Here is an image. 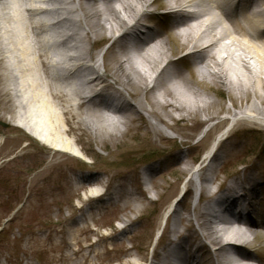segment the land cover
<instances>
[{
	"label": "rangeland",
	"instance_id": "1",
	"mask_svg": "<svg viewBox=\"0 0 264 264\" xmlns=\"http://www.w3.org/2000/svg\"><path fill=\"white\" fill-rule=\"evenodd\" d=\"M17 1L20 10L31 8L27 0ZM12 2L15 3L12 0H0V264H81L82 259L74 257L73 252L81 248L83 243L72 246L73 252L70 247L68 249V244L74 243L75 230L82 227L81 219L84 217V226L94 230V234L110 235V239L112 238V241H107L108 238L86 232L79 236L80 241H85V248L88 244L97 242L100 250L99 257L87 258L88 264L90 261L97 264H148L151 254L154 258L159 256L166 246L170 247L171 241H175L174 235L169 233L174 228V218L171 217L167 224L163 218L168 215L167 210L184 186L188 194L175 209L184 217L191 218L189 215L199 205L198 193L207 195L203 186H209V197L226 185L228 180L243 181L248 178L256 186L254 203L261 217L264 212V112L259 117L263 118L262 121L250 120L251 123L247 126L237 125L236 121L242 115L237 114L239 111L234 107L240 104L232 102L220 87L205 85L199 90L195 80H191L195 76L187 58H182L176 66L182 72L185 86L199 90L203 99L218 103L215 109L219 112L210 121L199 115L190 121L176 122L178 114H174L176 124L169 120L167 127L138 106L139 99L141 100L139 96L133 97L131 92L123 90L107 77L105 84L109 88L99 97L103 101L98 104L94 101L92 109L95 117L102 123L105 118L103 116L116 120L121 118L119 114L107 113L106 102L112 105V109H120L121 104L129 103L137 113L133 114L132 120L126 122L124 128L118 129L116 125H110V130L103 133L105 137H100L99 140L81 125L72 123L73 129L68 131V126L63 123L60 135L64 142H68L70 150L56 148V152L51 149L52 146H46L19 127L11 118L13 112L32 119L38 112L41 101L48 99L46 95L37 97V101L34 98L39 88L34 87L36 84L33 72H36L38 80L44 86H51L45 70L35 61V55L40 51L39 41L47 42V55L50 54L51 62L57 61L60 53L70 52H66L58 44L66 34L56 10L59 6L39 2L32 7L37 10L35 15L21 10L18 16V9ZM99 6L101 7L100 4L95 5L97 8ZM64 7L65 15L71 18L72 25L75 24L73 28L78 36H85L87 31H83L78 22L81 16L79 6L71 3ZM163 7L164 0L152 4L150 11L155 16L147 23L150 30L167 31L169 21L165 17L160 18V14L155 12ZM112 34L101 37L87 34L85 44L78 50L82 63L94 66L100 75H105L113 65L117 47L110 46ZM22 35L26 36L30 50L33 49L28 57L34 61V66L26 64L22 58L18 45L21 41L16 40ZM53 41L58 45H54ZM168 42L170 52L167 55L170 58L181 57L187 51V47L175 38L170 37ZM207 43L208 39L204 38L200 44ZM218 49L221 51L217 60L221 65L229 67L230 64H235L227 58L231 49L228 40L221 42ZM130 54L134 60H138L137 55ZM87 55L93 57L92 62H87ZM164 58L166 57H160L149 72L148 87L154 85L150 81V75ZM73 64L74 62L62 60L57 66L68 67ZM255 89L258 90L259 97L264 98V85ZM160 94V90L154 93L158 98ZM182 98L192 101L187 94ZM160 101L165 102L164 98H160ZM259 101L252 92L249 105ZM262 102L264 111V100ZM144 103L146 105L145 101L143 105ZM54 105L58 112L64 111L62 102L55 101ZM227 109H230L229 113L226 112ZM80 111L81 109L78 110ZM72 112L75 113L74 110ZM226 127L230 137L224 144L218 161L216 180L211 182L212 172H199L200 165L212 142ZM178 158L183 162L178 161ZM150 168H153L152 172H148ZM201 174L206 181H198ZM85 178L99 182L93 185L81 184V180ZM88 189L101 190L103 195L95 198L96 200L87 199ZM118 191L119 194L115 195ZM122 193H130L138 199L135 203L137 210L125 208L119 201L115 202L114 199L123 198ZM124 218H127L129 225L130 232H125V236L129 237L128 242L127 238H121L118 231ZM256 218L255 221H258ZM186 222L178 224L180 232L186 229ZM254 237H245L256 250L254 253L248 250V253L264 263L262 242ZM111 243L113 245H109ZM121 244L123 247H120ZM199 244H203L200 238L198 241L190 240L183 246L195 250ZM125 250H129L133 256L125 257Z\"/></svg>",
	"mask_w": 264,
	"mask_h": 264
},
{
	"label": "bare ground",
	"instance_id": "2",
	"mask_svg": "<svg viewBox=\"0 0 264 264\" xmlns=\"http://www.w3.org/2000/svg\"><path fill=\"white\" fill-rule=\"evenodd\" d=\"M12 1H15L12 4L18 9V16L21 14V10L35 15L37 10L32 7L33 4L39 2L59 6L56 10L60 14L61 27L66 31V34L63 35L64 39L59 41L58 44L70 54L60 53L58 60L51 62L49 60L50 54L47 55V42L41 40V42L39 41L40 51L35 55V61L39 67L45 70L51 86H44L38 80L36 72H33L36 86L33 85L36 89L39 88L34 98L37 101V97L46 95L48 99L41 101L38 112L32 116L34 117L32 119L27 115L16 112H13L11 117L19 127L26 130L35 139L45 143L48 147L52 146L53 151L57 152L58 149L56 148L70 150L68 142H64L60 135V128L63 123L68 126V131H72V123L81 125L95 139L101 140L100 137H105L103 133L110 130V125L113 127L116 125L118 129H121L125 127L127 121L132 120V116L137 113V110L127 102L121 104L120 109H112V105L105 103L107 113L119 114L121 116L119 120L103 116L105 118L100 123L98 118L95 117V111L92 109L94 101L95 104L103 101L99 97L106 88H109V85L105 84V78L107 77L112 79L116 85L121 86L123 90L131 92L133 97L137 98L139 96L141 100L139 99L138 106L158 123L167 127L169 126V120L175 122L174 114H178L176 122L190 121L199 115H203L207 121H210L219 112L215 109V105H218V103L210 99H203L200 95L199 90H202L205 85L222 88L232 102L236 101L240 104L238 107L233 106L239 111L237 114L242 115L236 121L237 125L247 126L251 123L250 120H263L259 117L263 116L264 111L261 105L264 98L259 97L258 90L255 87L264 85V3H261L264 0H164V7L169 11L162 12L160 18L165 17L169 21L167 31H151L149 37L145 40L140 39L141 32L139 29L131 31V36L128 35L130 32H126L125 37L114 41L111 45V48L116 46L117 50L114 51L113 65L105 75H100L94 66H85L81 61L82 57L78 50L81 49L82 44H85L86 35L92 33L101 37L115 31V33L119 32L124 27L119 26L124 24V21L137 9V13L143 11L139 16L141 21L151 19L155 14L145 11L152 7L149 0H27L31 5V8H28L29 10H26L27 8L25 10L21 8L20 10L18 1ZM197 2L200 6L199 12H186L183 9V5L189 6ZM71 3L79 6L81 16L78 22L81 23L82 30L87 31V34L83 37L78 36L73 28L75 24L72 25L71 18L65 15L66 8L64 6ZM98 3L101 4L100 8L95 7ZM174 9L177 10L173 11ZM138 24L140 23L138 22ZM115 33L110 36H114ZM164 37L165 39H163ZM170 37L177 39L190 50L185 58H187V63L191 66L195 76L191 80H195L198 91L185 86L186 81L182 77V72L176 67L181 59H177L178 61L172 60L169 64L174 69H166L165 74L155 81L154 86L148 87L147 76L159 58L166 57L163 61L170 59V56L167 55L170 52V48H168ZM204 38L208 39L205 46L200 44ZM16 40L21 41L18 45L26 64L34 66V61L28 57L33 49L30 50L26 36L22 35L21 38H16ZM224 40H228L231 46L227 58L235 63L230 64L229 67L221 65L217 60V56L221 51L217 48ZM58 44L57 42L54 43V45ZM130 53L137 55L138 60H134ZM87 59L89 63L93 61L91 55H87ZM62 60L64 62H74V64L68 67H58L57 65ZM99 61L100 59L97 60V62ZM30 69L33 68L30 67ZM72 80L76 83H73ZM156 90L161 91L160 98H164V103L154 95ZM252 92H254V97L260 101L249 105V97ZM186 94L189 95V98H192V101L191 99L182 98ZM119 96L122 95L119 93ZM96 100L98 101L96 102ZM115 100L118 101L117 98ZM55 101L63 103V112L55 110ZM143 101L146 102V105L145 103L143 105ZM79 109H81L80 112H78ZM73 110L75 113L72 112ZM226 112L229 113L230 109H227ZM227 128L226 130H228ZM119 133L121 135V131ZM229 137L230 133L227 132V136L217 143L215 162L212 167L204 166L206 160H203L200 165L199 172H212L211 182L216 180L219 169L218 161L221 158L224 144ZM178 161L183 162L181 158H178ZM152 171L153 168H150L148 172ZM202 179L206 181L204 175L201 174L198 181ZM98 182L99 180L87 178L81 180V184L87 185L97 184ZM232 184L224 195L218 197L217 201L210 205L211 207L208 203L202 202L209 198V186H203V191L207 195H200L199 205L193 209V214L189 215L191 218L184 217L176 210L170 216H164L163 220L166 219V224L171 217L175 220L173 223L174 228L169 232L174 235L175 241L169 243L174 244V249L175 247L180 248V252H177L173 264H264L258 262L251 254L243 252L244 249L251 252L256 251L254 245L246 240V235L255 236V240L258 238L262 242L261 249L264 250V223L261 221L255 222L250 217L254 204V184L248 178ZM116 194L118 195L119 191L115 192ZM102 195L101 190L88 189L86 198L95 199ZM122 196L123 198L114 199L115 202L119 201L125 208L131 207L133 210H137L135 203L138 202V199L130 193H122ZM242 204L243 207H240ZM223 208L227 211L231 209L239 210V212H247V214L236 218L233 215L228 220L220 221L218 213ZM207 215L213 217V221L207 220ZM126 219L122 220V226L118 231L121 238L123 240L127 238L128 242L129 237L125 236V232L129 233L130 231ZM182 222H186L188 225L183 232H180L178 224ZM85 223L86 217L81 219L82 227L75 230L74 243L70 242L68 244L69 249V247L83 243V246L81 245V248H78L76 252H73L72 248L70 249L74 257L82 259L81 264H88L87 258L99 257L100 253L97 242H92L86 248L84 247L85 241L79 240L82 233H93L94 236L108 238L107 241H112L110 235L94 234L95 231L84 226ZM194 226L195 229H193ZM243 227L245 231H242ZM256 229L257 231H255ZM199 238L203 241V244H199L195 250L183 246V244H188L190 240L198 241ZM120 247H123V245L121 244ZM173 248H164L163 255L160 254L155 257L157 263L170 264L171 260L169 258L173 254ZM132 256L129 250H125V257L130 258ZM90 264L97 263L90 261Z\"/></svg>",
	"mask_w": 264,
	"mask_h": 264
}]
</instances>
